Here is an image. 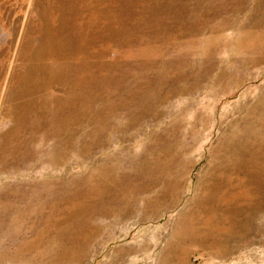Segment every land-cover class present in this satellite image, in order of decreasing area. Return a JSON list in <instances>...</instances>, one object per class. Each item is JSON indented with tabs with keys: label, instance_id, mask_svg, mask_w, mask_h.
<instances>
[{
	"label": "rangeland",
	"instance_id": "1",
	"mask_svg": "<svg viewBox=\"0 0 264 264\" xmlns=\"http://www.w3.org/2000/svg\"><path fill=\"white\" fill-rule=\"evenodd\" d=\"M0 264H264V0H0Z\"/></svg>",
	"mask_w": 264,
	"mask_h": 264
},
{
	"label": "bare ground",
	"instance_id": "2",
	"mask_svg": "<svg viewBox=\"0 0 264 264\" xmlns=\"http://www.w3.org/2000/svg\"><path fill=\"white\" fill-rule=\"evenodd\" d=\"M107 14L109 15V11H107V13H103V15H107ZM92 17L95 18L96 17V14H93ZM63 19H67V18L63 16L62 17V20ZM64 21L65 20H63V23H64ZM98 25L99 24H95L94 22H91L85 28L83 26H81L83 28L82 30L84 32L81 31V30L79 31V30H77L74 27L72 30H69V32H68L69 34L67 36H62L59 33L61 31V29L59 30L58 33H56L54 31L53 34L52 33L48 34L47 40H45L40 45V47L37 48L38 49L37 50L38 58L39 59L47 58V57H50L51 54H53V53H54V55H57V56H60V57H62V56L64 57V56H66V54L63 53L62 51H64V49L66 50L65 47L68 46L67 47V51H68L71 47H73L71 45L73 43H76V41H77L78 45L81 47L80 50H77L75 48L73 50L68 51L67 52V55H69V56H77V55H79V53H81L82 51L85 50V52H83V56L80 59V61H82L84 64H87V56H86V53H87L88 48L90 47L91 41L88 40L87 35H86L87 31L85 32V29H87V30H89L91 32H93L95 30H96V32H98V27H99ZM67 26H69V27H67ZM62 27L63 28L65 27L66 30H68L70 27H72V25L69 24V23H68V25L63 24ZM93 33H95V32H93ZM93 37H94V34H93ZM66 41H70V42L69 43H66ZM218 188H220V185L216 184V186L214 187V189L216 190ZM211 198H214V197H211Z\"/></svg>",
	"mask_w": 264,
	"mask_h": 264
}]
</instances>
